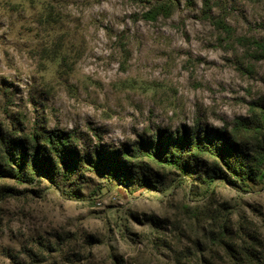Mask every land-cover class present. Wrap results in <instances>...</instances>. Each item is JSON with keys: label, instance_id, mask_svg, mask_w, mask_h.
Wrapping results in <instances>:
<instances>
[{"label": "rangeland", "instance_id": "rangeland-1", "mask_svg": "<svg viewBox=\"0 0 264 264\" xmlns=\"http://www.w3.org/2000/svg\"><path fill=\"white\" fill-rule=\"evenodd\" d=\"M159 4L170 15L147 19ZM263 42L264 0H0V135L65 131L82 161L67 178L59 164L28 182L0 177V264H264V157L251 137L245 184L210 181L205 157L187 171L87 167L137 141L231 134L259 113Z\"/></svg>", "mask_w": 264, "mask_h": 264}, {"label": "trees", "instance_id": "trees-1", "mask_svg": "<svg viewBox=\"0 0 264 264\" xmlns=\"http://www.w3.org/2000/svg\"><path fill=\"white\" fill-rule=\"evenodd\" d=\"M205 7L208 8L207 2ZM170 12L169 5L159 4L153 7L146 17L149 20H156L160 15L169 16ZM260 45L261 51L264 52V42ZM256 107L259 113H255L252 117L238 118L231 134L226 131L203 134L194 129L190 135L184 133L180 136L177 133L175 139L172 136L164 140L160 138L153 141L151 145L137 141L131 150L125 152L96 151L90 158L88 157V170L102 176L106 173L115 174L121 170L131 172L133 161L148 159L159 166L187 171L190 157H205L213 160V168L209 174L210 181L224 179L232 184H245L257 173V169L255 170L257 151L251 149L247 142L249 137L262 145L258 155L261 158L264 157L262 152L264 149V98L256 103ZM74 140L71 133L61 130L44 131L30 143L22 138L0 135L2 150L0 177L28 182L33 180V176L40 171L46 174L54 173L55 165L58 164L64 178L70 177L82 166ZM53 158L55 160H52ZM194 164L193 168H198V164Z\"/></svg>", "mask_w": 264, "mask_h": 264}]
</instances>
